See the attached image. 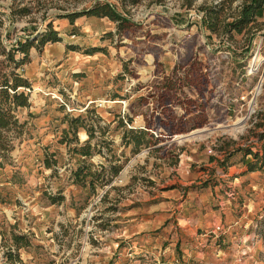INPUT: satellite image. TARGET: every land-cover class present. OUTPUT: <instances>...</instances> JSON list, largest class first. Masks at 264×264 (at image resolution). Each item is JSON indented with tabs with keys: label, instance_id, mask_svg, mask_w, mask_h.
Here are the masks:
<instances>
[{
	"label": "rangeland",
	"instance_id": "374dc122",
	"mask_svg": "<svg viewBox=\"0 0 264 264\" xmlns=\"http://www.w3.org/2000/svg\"><path fill=\"white\" fill-rule=\"evenodd\" d=\"M9 1L0 0L4 47L49 21L60 40L31 47L16 70L30 87L19 125L2 132L0 264H168L153 244L179 232L181 203L187 217L202 212L198 233L216 253L254 244L245 264H264V11L230 35L222 24L242 0L224 5L215 31L202 8L224 0H33L13 20ZM96 1L126 11L132 26L57 16ZM142 127L157 142L134 151L125 142ZM86 142L91 154L76 153ZM83 164L100 174L94 188L90 176L73 181Z\"/></svg>",
	"mask_w": 264,
	"mask_h": 264
},
{
	"label": "trees",
	"instance_id": "16d2710c",
	"mask_svg": "<svg viewBox=\"0 0 264 264\" xmlns=\"http://www.w3.org/2000/svg\"><path fill=\"white\" fill-rule=\"evenodd\" d=\"M31 1L33 0H10L9 4L6 6L7 18L13 20L15 17H22L29 14L33 8L35 9L37 7H32ZM132 1L134 3L137 2V0ZM231 2L232 0H224L218 4L211 5L206 9L202 8V10L205 11L203 17L206 25L211 31L216 30V23L219 21V14L225 8L224 5L226 3L230 4ZM190 5L191 0H186V6L189 7ZM121 8L124 9L123 7ZM60 9L65 12L59 13L57 16L59 18H66L71 24H73L74 21L81 16H96L107 17L111 21L115 22L118 32L120 33L132 26L130 18L125 15L126 11H123L124 13H122L118 10V7L107 1L92 2L77 10L69 9L66 11L67 9L64 7H60ZM262 11H264V0H242L238 4L236 12L228 13L227 16L231 17V20L222 24L224 32L230 35L234 32L241 33L246 27L256 24V18ZM43 12L47 14L46 9H44ZM45 16L46 17H44V19L47 18L48 14ZM227 16L224 15L225 18H227ZM37 30V28L32 29L28 37H25L22 40L17 39L15 43L10 45L9 48L4 47L0 41V56L2 57V59H0V146L3 141V130L8 128L11 124L19 125L15 114L16 109L26 107L28 105V97L25 92L22 91V88H29L30 83L21 75V73L16 71L17 68H20L27 61L31 47H40L48 41L55 42L60 40L59 32L53 28L52 21L47 22L42 31ZM17 53L22 54V57L16 59ZM172 84V82L166 81L162 86V91L166 92L171 90ZM76 120L78 121V119ZM69 128L73 131V133H76L78 125L73 123L70 124ZM137 130V134L132 135L130 137L131 140L125 142V144L132 142L134 151H138L142 146L150 147L156 144V139L152 136V134L148 133V130L143 127ZM76 153H80L82 156H89L91 154L89 142H86L82 147L76 149ZM248 153H252L255 157L258 156V154L252 151H248ZM250 166L248 170H255L252 165ZM99 168H101L103 172L106 170L102 165H100ZM109 169L110 172L115 175L120 171L121 166L110 165ZM72 175L73 181L77 184H85L86 176H90L91 178L88 182L93 188L95 183L101 178L99 176L100 174L97 175L95 171L91 170L90 164H83L78 167L72 172ZM102 181L106 183L109 180ZM13 240L15 244H18L24 239L21 236L13 235Z\"/></svg>",
	"mask_w": 264,
	"mask_h": 264
},
{
	"label": "crops",
	"instance_id": "0c3cea01",
	"mask_svg": "<svg viewBox=\"0 0 264 264\" xmlns=\"http://www.w3.org/2000/svg\"><path fill=\"white\" fill-rule=\"evenodd\" d=\"M253 172L254 170L251 171V173ZM261 199H264V195L261 196ZM170 206L171 208L169 207L166 213V219L173 216L174 214L175 207H173L172 205ZM184 206L185 203H181L179 204V207H177L180 216L176 218V225L179 229V232L171 235L170 242L167 243V246L164 248H162L159 241L153 244L156 255L165 256L164 259H166V262L168 264H212L208 262V256H210L211 259H213V256L219 257V260L225 261V264H233L236 256L239 255V253L250 254V250H255L254 244L249 246L241 244L240 246L236 245V247H233L229 250H218L216 253V248H213L211 246L214 243L213 240L203 238L205 234L202 235L198 233L199 218L202 212L199 210H195L196 217H187L185 215V212L188 209ZM215 221L216 220L213 219L208 223L214 225ZM171 227H173L172 224ZM175 241L178 244L179 248V251H177L176 253L173 251V248L176 244ZM207 248H210V252H207ZM245 248H248L249 251L245 252ZM176 249L177 247L174 248V250ZM244 258V263H246V261L248 262L249 257L245 256Z\"/></svg>",
	"mask_w": 264,
	"mask_h": 264
},
{
	"label": "built area",
	"instance_id": "2783aa9c",
	"mask_svg": "<svg viewBox=\"0 0 264 264\" xmlns=\"http://www.w3.org/2000/svg\"><path fill=\"white\" fill-rule=\"evenodd\" d=\"M216 229L217 230H220V227L219 226H216ZM245 255H246V253H239V255H237L236 256V258H235V261H234V263L233 264H245L244 263V257H245ZM248 256H246V257H249V255L250 254H247ZM252 261H250V263L249 264H254V263H251Z\"/></svg>",
	"mask_w": 264,
	"mask_h": 264
}]
</instances>
